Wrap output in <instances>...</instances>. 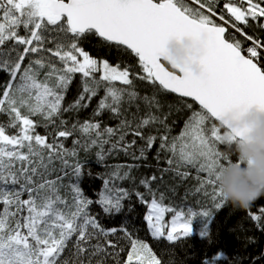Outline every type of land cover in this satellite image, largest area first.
<instances>
[{"label": "snow or ice", "instance_id": "1", "mask_svg": "<svg viewBox=\"0 0 264 264\" xmlns=\"http://www.w3.org/2000/svg\"><path fill=\"white\" fill-rule=\"evenodd\" d=\"M195 2L200 8L187 6L185 0H0V46L8 41H13V48L9 51H16L15 45L23 46L15 59L0 60V70L11 77L0 94V112L6 111L11 117L9 127L18 129L16 134L10 135L6 127L0 125V204H3V211H0V264H69L67 259L61 261L60 258L73 236L76 237L75 255L79 256L87 251L85 245L97 234L107 237L117 232L116 228L105 230L89 214L88 206L93 201L84 196L79 186L81 164L71 163L68 159L77 156L75 148L68 150L62 143H49L46 136L35 132L37 122L33 119L40 116L48 123L54 122L61 113L64 93L75 74L82 76L83 94L70 108H79L84 94L91 99L101 87L105 88V96L99 101L96 115L103 110L118 114L125 93L130 99L137 96L135 91L115 85V82L125 86L132 84L128 68L113 66L107 60L98 62L79 46L78 39L87 33L94 32L104 41L130 50L138 58L144 73L141 79L158 83L163 90L198 103L201 110L193 112L184 130L173 138L170 151L178 165L195 168L199 187L194 192L203 191L204 195H211L213 201L220 199L215 207L222 206L224 199L217 189L215 175L232 159L219 151L217 145H233L244 133L222 126L220 116L226 110L250 104L264 110V66L259 62L264 43L247 36L252 46L244 54L239 41L230 42L226 38V27L213 21L212 0L207 5L201 0ZM246 2L247 8H243L230 0L224 4V9L236 22L244 25L248 24L249 18H264V0ZM205 7L208 14L201 10ZM224 19L223 15L219 16L220 21ZM21 26L26 35L19 34ZM49 31L57 33L51 40L45 35ZM184 37L190 38L200 52L196 57L200 65L197 73L174 62L167 65L164 62L167 58L162 59L167 41ZM49 42H55L54 48L46 47ZM45 51L57 58L62 67H57L44 56L30 58L24 66L25 58L30 54ZM17 77L18 83L13 86L12 82ZM187 106L191 108L190 104ZM156 119L155 116L144 118L137 127L149 125ZM209 120L218 122L219 126L213 123L206 132L205 125ZM60 123L64 125L66 122L61 120ZM127 127L129 122L121 121L117 129L107 127L101 132L99 122H84L79 131L89 137L90 142L82 146L88 149L98 146L100 151L96 155L103 161L104 145L120 130L119 140L112 143L108 152L117 149L125 140L123 129ZM72 134L65 129L58 131L57 136L67 138ZM134 134L141 136L140 131ZM93 135L95 138H91ZM105 135L109 139H104ZM155 139V136L147 138L148 147ZM167 139V136L162 138L161 149L165 148ZM73 143L80 145L79 140ZM133 144L135 140L124 146L125 153ZM140 155H144L143 149ZM54 160L59 161V168L53 164ZM168 164L171 166L173 159H169ZM114 167L109 179L104 180L97 201L106 213L120 212L123 199L130 195L112 181L128 179L133 165L118 164ZM125 167L129 171L121 174ZM69 169L75 182L65 185L63 181L69 176ZM201 173L206 176L201 178ZM177 174L189 175L188 172L180 173L178 169ZM140 183L152 196L149 201L145 194L135 192L148 207L144 219L152 237L166 235L170 242L188 237L194 217L203 218L205 223L201 235L207 236L209 210L196 212L188 208L185 212L166 206L162 202V194L156 198V193L149 187V180L144 179ZM209 187L213 189L212 193L207 191ZM65 188L69 192L62 195L61 190ZM25 193L27 198L22 199ZM260 212L264 213V208ZM166 213L172 214L170 222L165 220ZM251 219L259 221L261 216L252 215ZM107 243L116 247L110 240ZM93 247L97 252L102 250L99 244ZM123 264L161 262L147 243L133 239Z\"/></svg>", "mask_w": 264, "mask_h": 264}, {"label": "trees", "instance_id": "2", "mask_svg": "<svg viewBox=\"0 0 264 264\" xmlns=\"http://www.w3.org/2000/svg\"><path fill=\"white\" fill-rule=\"evenodd\" d=\"M227 2L230 0H212L214 11L212 19L216 24L226 25V38L230 42L239 41L242 51L247 54V48L252 45V41L247 40V36H252L254 40L264 43V18L257 20L249 18L247 25L236 22L231 14L224 9V4ZM231 2L247 8L246 0H243V3L241 0H231ZM201 3L207 5L209 0H201ZM185 4L194 9L200 8L195 0H185ZM262 6H264V2H262ZM201 10L208 14L207 7ZM220 15L224 16V21L219 20ZM233 24L236 27H233ZM18 31L20 35H26L22 26ZM45 35L51 40L57 33L49 31ZM68 39H71V36ZM54 43H46V47L54 48ZM78 44L98 61L107 60L113 66L119 65L121 69L128 68L132 84L125 86L121 82H115V85L126 88L128 91H135L137 96L130 99L125 93L118 114H114L110 110H103L99 115H96L99 101L105 96V88L101 87L91 99L88 98V94H84L85 98L81 101L79 108H70L69 106L73 105L83 94L82 76L75 74L64 93L61 113L54 118V122L48 123L40 116L33 117L37 122L35 132L46 136L49 143L54 141L58 144L62 143L68 150L75 148L77 156L68 157V159L71 163L79 162L81 164L82 175L79 186L84 196L93 201L88 206L89 214L94 216L105 230L117 229L116 233L107 237L97 234L88 245H85L87 251L79 256L75 255L76 237L73 236L61 254V261L67 259L69 264H81V261L83 264H123L131 240L138 239L150 246L161 264H204L205 261H208V264H264V213L260 212V209L264 208V196L256 199L247 208H240L230 202L223 201L222 206L217 209L215 203L221 202L220 199L213 201L211 195H204L203 191L194 192L199 187L195 168L178 165L170 151L173 138L179 136L192 113L200 111V107L192 100L163 90L157 83L153 84L141 79L140 77L144 73L138 64V58L123 46L104 41L94 32L84 34L78 39ZM12 48L13 41H8L5 45L0 46V60L15 59L17 52L22 51L23 46L15 45L16 51H9ZM260 51L259 62L261 66H264V49H260ZM40 56L47 57L57 67H62L58 59L46 51L30 54L25 58L24 66L28 64L30 58L35 59ZM42 76L43 73L41 78ZM98 77L99 73H97ZM10 79L9 73L0 70V94ZM12 83L15 86L18 83V77ZM189 104L191 108L187 106ZM149 116H155L157 119L151 121L149 125L137 127L144 118ZM61 120L66 123L61 125ZM121 121L129 122V127L123 129L126 133L125 140L120 142L117 149L108 152L112 143L119 140L121 133L118 130L111 137L109 143L104 145L105 159L103 161L97 158L96 153L100 151L98 146H92L90 149L82 146L90 142L89 137L82 135L79 131L80 125L84 122H99L100 131L103 132V129L107 127L117 129ZM10 122L9 114L6 111L0 112V125L6 127L8 134H16L18 129L9 127ZM213 123L219 126L218 122L209 120L205 125L206 132ZM73 125L76 127L73 128ZM65 129L72 131L73 134L67 138L58 137V131ZM135 131H140L141 136H135ZM149 136L156 137L151 147H148L147 144ZM165 136L168 139L165 142V148L161 149L162 138ZM91 138H95V136L93 135ZM104 139H109V137L105 135ZM76 140L80 141V145H74L73 142ZM133 140H135V144L125 153L124 146L131 144ZM217 148L233 161L238 159L232 145L218 144ZM141 149L144 150L143 156L140 155ZM134 157L136 158L134 159ZM169 159H173L171 166L168 164ZM53 164L56 168L60 167L58 160H54ZM118 164L133 165L128 179L112 181V184L127 190L130 195L123 199V207L120 212L106 213L103 206L97 201L100 191L103 190L104 180L109 179V174L115 171L114 166ZM166 169L167 171H165ZM177 169L180 173L188 172L189 175L187 177L178 175ZM67 171H69V176L65 177L63 181L65 185L75 182L71 170ZM124 171H129V169L127 167L121 169V174ZM200 176L204 178L206 174L201 173ZM152 177H156V179L152 180ZM144 179L150 181L149 187L156 193L157 199L161 194L163 195L162 202L166 206L175 207L178 210L183 209L185 212L188 208H192L196 212L209 210L211 215L206 221L207 236L201 235L205 223L203 218L194 217L192 232L188 237L180 238L174 242L168 241L165 237H152L144 219L148 207L135 195V192L138 191L145 194V199L149 201L152 199L145 186L140 183ZM112 184L109 186L111 187ZM207 191L212 193L213 189L209 187ZM61 192L62 195H67L69 190L65 188ZM21 198L26 199L27 194L25 193ZM13 210L15 209L13 208ZM0 211H3V204H0ZM252 215H260L261 220L254 221L251 219ZM109 240L116 245L115 248L107 243ZM97 244L102 246V250L99 252L93 247Z\"/></svg>", "mask_w": 264, "mask_h": 264}, {"label": "clouds", "instance_id": "3", "mask_svg": "<svg viewBox=\"0 0 264 264\" xmlns=\"http://www.w3.org/2000/svg\"><path fill=\"white\" fill-rule=\"evenodd\" d=\"M199 54L190 38H170L162 59L167 58V65L174 62L197 73ZM220 124L243 131L244 135L232 145L238 159L225 163L216 172V186L224 201L247 208L264 196V110L255 104L229 109L220 116Z\"/></svg>", "mask_w": 264, "mask_h": 264}, {"label": "rangeland", "instance_id": "4", "mask_svg": "<svg viewBox=\"0 0 264 264\" xmlns=\"http://www.w3.org/2000/svg\"><path fill=\"white\" fill-rule=\"evenodd\" d=\"M218 25H220V24H218ZM99 62V61H98ZM171 215L172 214H170V213H166L165 214V220H166V222H170V220H171ZM167 231V230H166ZM165 238H166V235H165Z\"/></svg>", "mask_w": 264, "mask_h": 264}, {"label": "water", "instance_id": "5", "mask_svg": "<svg viewBox=\"0 0 264 264\" xmlns=\"http://www.w3.org/2000/svg\"><path fill=\"white\" fill-rule=\"evenodd\" d=\"M220 26H224V27H226V29H227V26L226 25H220ZM100 39H102V38H100ZM124 47V46H123ZM124 48H126V47H124ZM137 58V57H136ZM171 70V69H170ZM158 84V83H157ZM170 92V91H169ZM174 94V93H173ZM175 95H177V96H179L178 94H175ZM181 97V96H180ZM183 98H185V97H183ZM187 99H189V100H192L191 98H187ZM193 101V100H192ZM193 102H195V101H193ZM197 105H198V103L197 102H195ZM199 106V105H198ZM200 107V106H199ZM238 139V138H237Z\"/></svg>", "mask_w": 264, "mask_h": 264}, {"label": "built area", "instance_id": "6", "mask_svg": "<svg viewBox=\"0 0 264 264\" xmlns=\"http://www.w3.org/2000/svg\"><path fill=\"white\" fill-rule=\"evenodd\" d=\"M252 46V45H251Z\"/></svg>", "mask_w": 264, "mask_h": 264}]
</instances>
